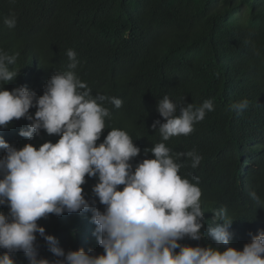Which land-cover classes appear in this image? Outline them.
I'll return each instance as SVG.
<instances>
[{"label":"trees","instance_id":"trees-1","mask_svg":"<svg viewBox=\"0 0 264 264\" xmlns=\"http://www.w3.org/2000/svg\"><path fill=\"white\" fill-rule=\"evenodd\" d=\"M11 15L16 17L14 28L4 23ZM0 49L18 54L10 69L19 74L3 86L11 90L24 85L37 95L55 71L69 70L67 50H74V71L93 96L122 100L120 108L105 102L111 113L105 123L127 131L140 147L133 164L145 157V148L161 142L159 131L151 127L155 120L163 122L158 99L167 94L195 106L211 100L214 111L191 134L171 137L165 144L173 153L195 149L202 156L195 169L181 158L179 173L199 178L202 231L206 233L213 212L221 208L233 220L232 246L242 249L250 234L264 230V207L249 196L255 191L264 201V0H0ZM244 99V111L231 110ZM28 123L13 120L0 128V136L18 148L59 138L41 130L29 141L18 134ZM108 131L103 130L97 143ZM86 179L83 188L91 200L96 180ZM97 206L103 210L98 200ZM0 211L7 208L0 206ZM39 223L65 251H103L90 212L50 215ZM181 242L216 243L207 235ZM37 243L41 257L54 259L39 236ZM13 257L15 264H28L23 252Z\"/></svg>","mask_w":264,"mask_h":264},{"label":"clouds","instance_id":"clouds-1","mask_svg":"<svg viewBox=\"0 0 264 264\" xmlns=\"http://www.w3.org/2000/svg\"><path fill=\"white\" fill-rule=\"evenodd\" d=\"M9 28L16 17L4 19ZM18 54L0 49V128L24 118L29 123L19 135L29 141L44 130L56 135L38 147H22L0 136V264H15L13 254L23 252L28 264H264V230L250 234L242 249L232 246L233 223L227 210L213 212L206 233L202 191L199 178L182 176L181 158L197 168L202 156L195 149L173 153L166 146L174 136H188L194 125L214 111L211 100L199 106L174 101L165 94L157 100L161 120L152 128L159 131L161 142L145 148V157L129 133L109 128L105 120L111 113L105 102L116 108L122 100L97 94L74 71L78 60L74 50H67V71H55L46 81L42 95L21 85L9 90L3 85L19 72L11 70ZM247 99L233 103L231 110L242 112ZM35 108L34 113L30 112ZM105 128L110 129L100 143ZM152 153L151 157L147 153ZM86 178H95L93 198H86ZM250 198L264 207L255 191ZM97 200L103 210L97 206ZM90 212L94 235L103 249L96 253L81 247L65 251L58 239L39 223L50 215ZM210 236L216 243L201 246L182 243L186 238L199 241ZM37 236L42 238L54 259L41 257Z\"/></svg>","mask_w":264,"mask_h":264}]
</instances>
